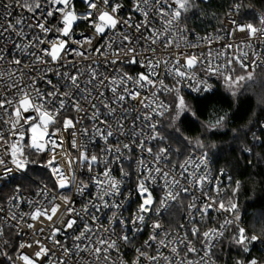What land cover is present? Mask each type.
Segmentation results:
<instances>
[{
    "label": "snow or ice",
    "instance_id": "6c2138e0",
    "mask_svg": "<svg viewBox=\"0 0 264 264\" xmlns=\"http://www.w3.org/2000/svg\"><path fill=\"white\" fill-rule=\"evenodd\" d=\"M81 2L85 8L78 12L74 0H44L43 5L41 0H0V8L3 9L0 19L5 21L3 25H0V37L14 33L16 37L24 41L25 27L34 32L38 29L44 37L41 39L37 33L27 42L16 43L13 51H18L20 55H14L12 59L7 60V69L0 70V80H3L5 84L0 90V187L9 183L15 185L12 196L8 198L9 205L19 208L24 182H31L28 176L30 164L49 170L51 177L55 179V187L60 190L68 189L75 181L74 165H87L90 174L94 166L103 168L102 172L90 175L88 182L84 180L77 182L76 194H83L85 189H89L90 184L96 188V191L91 193V198L85 201L79 210L72 206L73 201L68 195L61 194L59 198L61 203H57L56 196L52 195L47 207H42L39 201L30 200L28 201L31 206L30 211L20 212L21 218L29 216L32 221L42 218L53 225L48 239L59 248L63 255L58 259L50 260L49 264H69L73 251L78 256L87 252L89 257L95 258V264H116L111 259V253L119 254L121 247L133 242L134 236L130 237L129 232L135 234L145 227L150 228L151 231L143 245L135 249L136 256L131 264H141V260L144 264H216L211 259L213 249L218 242H223L228 231H231L228 238L229 245L235 246L238 250V258H234L233 264H264V260L252 256L251 253V248L256 244L264 245V185L257 187L254 183L251 186V195L247 198L253 220H258L260 223L259 228L254 223L251 231L241 226V211L237 199L245 181L236 179L233 184L232 177L229 175L231 196L226 202L221 199L218 205L215 198H209L207 193H203V196L206 201L211 202L205 203L202 207H198L193 198V201L187 205L189 214L204 217L210 209L229 214L218 227H211L203 232L194 223L192 224L191 236L198 239L199 249L187 235L179 240L169 239V233L163 232L159 219H154L150 225L148 224L150 216L161 217L181 198L182 193L188 194L192 184L202 185L208 179L207 173L199 176V179H194L199 173L190 172L189 167L194 166V169H200L203 166L207 169L210 149L217 147L207 143L201 136L191 139L184 135L185 130L181 126L184 118L189 114L194 118L196 113L180 94L181 89L188 86L193 92L212 94L215 89L209 80L215 76L222 82L225 92L235 102V106L231 113H215L214 119L202 124L209 134L215 135L219 130L225 129L230 115H235V108H238L243 100L255 97L256 103L264 106V79L257 78V69L264 67V58L258 56L255 51L252 52L251 58L247 52H243L231 58L226 56L224 64L217 63L214 66L209 54L203 80L196 77L195 68L197 65L205 64V60L198 59L195 55L184 56L182 60L181 56L177 55L171 58L170 65L169 59L165 58L163 64L168 75L173 78V84L168 86L163 79H157L160 75L158 69L161 60L147 58V53L151 51L155 56L156 48L152 46L157 45L158 42L166 49L173 44L177 49L180 48V42L184 41V33L188 31L187 25L181 24V19L186 18V14L197 7L195 0H132V11L139 13L142 17L138 23L133 22L131 15L121 18L119 12L123 6L114 0H81ZM13 7L21 9L22 12L32 13V21L25 25L23 15L13 21L11 19ZM243 7L245 6L242 3L232 4L229 15L233 10L240 13ZM38 10L42 18L36 15ZM150 18H158L162 24V30L151 27L152 19ZM50 19L55 20V23L50 25L48 23ZM78 22H83L93 35L74 39L73 32ZM231 23L235 30L245 33L249 40L264 37V12L258 15V23H237L235 18L231 20ZM120 26H124L126 31L117 32L116 29ZM133 29L137 34L142 30L151 34L143 36L146 46L142 52H137L134 44V40L139 37L134 38L129 34ZM106 32H111L113 35L105 36ZM98 37L104 40L102 47L94 44ZM117 37L119 45L116 44ZM225 47L231 48V45H225ZM93 52L97 57H103L105 64L110 63L115 66L121 61L128 64L139 63L144 70L130 75L113 67V71L120 73L117 78L111 73L105 75L99 71L98 65L101 63L99 59H91V63L86 68L83 67L82 62L89 60ZM69 56L75 59H69ZM29 57L28 64H23L24 59ZM5 60L6 56L0 53V61ZM234 65L239 66L240 74H237ZM33 72L36 74L32 75ZM47 72L55 75L57 83L54 84L47 78ZM190 81L194 82V86L189 83ZM39 82H43L46 87L40 88ZM129 83L133 85L131 88L128 87ZM61 87L65 89L63 92L60 90ZM256 88L261 90L257 92ZM105 90L111 92L110 99L104 98ZM142 90H147L149 95L141 96ZM159 93L174 94V102L165 103L160 99ZM97 98L100 99V107L95 102ZM81 100L88 102L92 110L89 119L93 121V124L91 137L87 128H80L79 133L83 139L94 140L98 137L104 142L99 155L90 154L83 142L77 143L75 125L69 117L65 116L62 127L58 126L59 114L67 108L70 107L77 113L85 110ZM127 100L136 101L140 105V110L143 112L142 124L139 129H136L134 121L130 142H120L114 146L109 143L113 135H128L124 123L127 113L126 110H121ZM101 107L104 110L105 119H100ZM108 118H112L111 121ZM164 118L167 120L166 126ZM136 120H141V116L137 115ZM258 126L264 130V123ZM244 127L247 126L232 128L231 138L240 139L241 132L247 137L248 132L252 130L247 128V131H244ZM70 128L73 129L71 147L77 151L78 156L67 158V171H65L56 162V157L59 154L57 149H63L65 142L63 133ZM185 141L187 146L194 145L201 152L197 160L193 162L189 158L180 162L178 174L175 172V167L167 170L162 168L161 161L167 163L170 159L172 144L184 146ZM257 142L264 147V139L253 134L252 143L240 146V152L251 156ZM152 143L158 145L155 153L152 146H145ZM133 146L141 153L146 152L152 160L145 161L141 158L137 161L134 187L129 196H125V200L135 194L139 203L129 217L122 218L118 217V210L122 207L123 201L117 203L114 199L122 194V180L112 176V165L120 161L124 150H129ZM179 150V148L176 149L177 152ZM217 151H220L218 147ZM48 153L51 154L47 155V159H43V155ZM33 156L36 158L34 159ZM224 165L232 166L233 160L225 159ZM251 165L252 160L249 159L248 166ZM235 167L236 169L240 167L238 159L235 160ZM220 173L225 174L224 167L220 168ZM130 175V172L125 171L123 167L120 169L121 178H130ZM185 178L189 181L188 185L181 182ZM216 178L219 179V177ZM157 189L160 191L158 197L154 195ZM215 190L223 191L219 188ZM41 193L45 196L49 195L46 189L38 190L37 194ZM110 197L113 199L109 200ZM62 205L64 212L60 217L59 227H56L54 218ZM12 207L9 209L10 214L7 220L16 221L19 224L16 211H13ZM104 209L111 210L112 214L108 217L110 227L102 228L98 223L100 217L97 213ZM115 223L119 224V231L116 230ZM80 224L83 227L71 236L72 248L55 239L58 233L65 230H72L75 233ZM93 225H96L95 229ZM26 226L29 229L33 228L31 223ZM180 227L186 226L180 225ZM0 234H2V228H0ZM158 236L161 238L157 239ZM153 242L156 243L155 254L150 251ZM5 244L7 245V241ZM82 244L83 247H81ZM25 248L36 250L29 255L23 251ZM162 249H168V254H165ZM181 251H184L183 256ZM201 252L203 255H200ZM16 253V257L13 258L7 251L0 249V256L5 257L10 264H42L41 258L49 257L51 250L37 239L32 243H20ZM189 254L198 259L189 258ZM81 264H93V262L81 261ZM120 264H124V261L121 260Z\"/></svg>",
    "mask_w": 264,
    "mask_h": 264
},
{
    "label": "built area",
    "instance_id": "2783aa9c",
    "mask_svg": "<svg viewBox=\"0 0 264 264\" xmlns=\"http://www.w3.org/2000/svg\"><path fill=\"white\" fill-rule=\"evenodd\" d=\"M114 2H118L122 4V8L120 9L119 16L121 18H127L129 15L132 16L133 22L138 23L142 19L141 15L139 13L132 11V0H114ZM76 10L78 12H81L84 10L85 6L81 2V0H74ZM234 3H242L245 7H243L240 11V13L235 12L234 10L231 12V15H229V9L232 4ZM41 4H44V0H41ZM246 9H250L251 12H247ZM264 12L262 9L254 8L251 4L250 0H235L232 2L227 9L222 14L219 25L215 29H209L206 31H199L198 29L194 28L193 26L189 25L185 21L181 19V24H186L188 31L184 33V41L180 42V48L177 49L175 44L170 46L169 48H164L159 42L157 45H153L152 47L156 48L155 56L152 55L151 51L147 53V58L151 59H160L161 64L158 69L160 75L157 77V79H163L164 83L168 86H171L173 84V78L168 75L165 66L163 64V59L167 58L169 59V63L171 65V58L180 55L181 59L183 60L184 56H192L195 55L198 59L205 60V64L203 65H197L195 68V75L198 79L203 80L205 78V72L204 69L207 67V61L209 59V54H211L212 63L215 66V64H224L225 63V57L228 58L235 57L238 55H241L243 52H247L249 58H251V54L253 51L257 53L258 56L264 58V37H256L251 40H249L245 33L240 32L238 30L234 29V26L231 23V20L235 18L237 20V23H258V15L260 13ZM3 14V9L0 8V15ZM21 15L24 17V23L25 25L32 21L33 14L28 13L27 11H23L19 8L13 7L12 9V20L19 18ZM37 16H41V12L38 10L36 13ZM256 18V19H254ZM152 19L151 27L162 30V24L159 21L158 18H150ZM5 21L3 19H0V25H3ZM50 25L51 23H55V20L50 19L48 22ZM117 32H124L126 29L124 26H120L116 29ZM24 32L26 33V39L24 41H21L20 38L16 37L14 33L11 34H5L4 37H0V53H3L6 56L5 61H0V70H6L7 69V60L12 59V57L19 56L20 53L18 51H13L14 45L16 43H24L27 42V40L32 39L33 35L39 33V30H35V32L31 29H28L27 27L24 28ZM134 38L139 37L138 39L134 40V44L136 47L137 52H142L146 46V41L143 39V36L145 35H151L149 32L141 31V33L137 34L135 30L133 29L130 33ZM41 39H43V34L39 33ZM93 33L90 29L87 28V26L83 22H78L74 28L73 32V38L74 39H83V36H92ZM105 36H111L113 35L111 32H106L104 34ZM207 37V39H205ZM219 37V39H217ZM163 39V38H161ZM210 41V42H209ZM104 43V40L102 37L96 38L94 41L95 46L102 47ZM116 44L119 45V38H116ZM225 45H231V48H226ZM249 45H251L249 47ZM71 47H76V45H71ZM85 48H87V45H85ZM86 55H89V53H85ZM29 58L24 59L23 64H28ZM69 59H75L73 56H69ZM91 59H99L101 63L98 65L99 71L101 73H104L105 75L111 73V75L116 76L119 78L120 73H117L113 71V67L121 69L122 72H127L130 75H134L135 73L142 71L144 69L141 68L140 64H128L121 61L120 63H117L115 66L111 65L110 63L105 64L103 63V57H97L95 53L93 52L91 54V58L87 61L82 62L83 67H87L88 64L91 63ZM23 66V65H22ZM93 67H97V65H93ZM264 69V67H260ZM67 70V69H65ZM41 71H43L41 69ZM32 75H35L36 73H31ZM47 78L51 79L53 83H57V78L52 72H47ZM194 86V82L190 81ZM209 83L213 85V81L210 79ZM5 86L4 81L0 80V90L3 89ZM38 86L40 88H45L46 85L43 82H39ZM133 85L129 83L128 87L131 88ZM62 92L65 90L63 87L60 89ZM182 92L190 95V96H200L203 93H196L193 92L191 87L185 86L181 89ZM95 96V93L93 94ZM149 92L147 90L141 91V96H148ZM112 96L111 92L105 90V97L106 99H110ZM160 99L164 100L165 103H169V97L170 95H165L164 93H159ZM98 107H100V99L97 98L95 100ZM82 107L85 109L84 111H81L77 113L76 111L72 110L70 107L67 108V110L62 111L59 114V124L58 126L62 127V122L65 116L69 117L75 125V131L77 132V143L83 142L85 146L88 149V152L90 154H100L101 148L104 146V142L100 140L98 137L96 139H83L80 136L79 130L80 128H87L89 130V136L91 137L92 132V124L93 121L89 119V116L91 115V109L89 108L88 102H85L81 100ZM55 107V105H53ZM101 115L100 119H105L104 116V110L101 107ZM126 110V116L124 117V123L125 128L128 130L127 136H119L118 134L113 135V137L110 138L109 143L112 145H116L120 142H130L131 138V131L133 127V122L135 121V127L136 129H139L142 124V116L143 112L140 110V105L136 101L127 100L125 101L123 108L121 109ZM34 115V114H33ZM137 115L141 116V120L137 121L136 117ZM110 121L112 118H108ZM260 123H264V116L260 120ZM72 131L73 129H68L63 133L64 136V145L63 149H57V153H59L56 157V162L67 171L66 168V162L67 158L69 157H76L78 156V153L75 149L71 147V141H72ZM263 132L259 126L255 127V129L252 132L251 137L253 134H257L258 132ZM147 146L153 147V153L158 148V145L155 143L152 144H146ZM51 153L43 155V159H47V155H50ZM201 154L200 151H197L195 149H189L185 151L183 154H178L175 150V147L172 145V150L170 153V159L167 163L164 161H161V167L165 170L175 167V172L178 174L180 172L179 163L182 161H185L186 159H191L193 162L197 160L199 155ZM107 155V153H105ZM143 158L145 161H151L152 157L149 156L146 152L141 153V151L138 148H135L134 146L130 148L129 150L123 151V156L121 157L120 161L112 165V176L117 180H122L121 183V191L122 194L118 197H115L117 203L123 201L122 207L118 210V217L127 218L129 215L135 211L139 199L135 194H132L128 200H125V196H129L130 191L134 187V181H135V169L137 167V161L139 159ZM39 166V165H38ZM75 167V175L76 179L72 182L71 186L68 189H57L55 187V179L51 177L49 170L44 169L48 173L49 180L45 179H35L30 177V181L32 183L31 188L24 189L21 191L20 196V206L19 208H15L9 205L8 198L12 196V188L8 193L5 194L4 198L0 200V228H2V234H0V243H4L7 241L8 244V238L5 235V228H10L13 233H15L19 237V243H32L35 240L39 239L41 243H44L46 247H48L51 250V255L49 257L41 258L42 264H49L50 260L58 259L60 256H62V252L54 246L51 240L48 239V236L51 234L50 228L53 226L51 222L47 220L38 219L37 221H32L29 216H25L23 218L20 217V212L27 213L30 211L31 206L28 204V201H39L40 205L42 207H47L48 201L52 199V195L56 196V202L61 203L60 196L68 195L72 201V206L79 210L82 206V204L91 198V193L96 191V188L94 185L89 186V189H85L83 194H76V185L77 182L84 180L85 182H88L90 175H95L98 172H102V167H95L93 168V172L90 174L87 170V165L81 166L79 164L74 165ZM124 168L125 171L130 172V178L124 177L121 178L120 176V169ZM189 171H196L199 173L194 179H199V176L205 175L207 173L208 179L205 180V182L202 185H195L192 184L190 186V191L188 194H181V198L172 206L169 207V209L164 212V214L157 218L155 215L150 216L148 218V224L150 225L152 220L159 219L162 224V230L163 232L169 233V239L175 238L177 240L183 238L185 235H187L189 240L193 241V244L199 249L200 244L197 238H194L191 236V227L194 223L195 226L201 231H205L211 227H218L221 222L225 219V216H228L229 214L224 213L223 211H218L214 209H210L209 212L204 216H198L194 214H189L187 210V205L189 202L193 201V198H195L194 202L198 207H202L207 202H211L210 200L206 201L203 193H207L209 198H215L217 205L218 202L223 199L225 202L228 200V198L231 196L230 192V185H229V171L225 169V174L220 173V168L216 169L213 166L212 160L209 157V164L208 168L204 169L203 166L200 169H194V166L189 167ZM216 177H219L217 179ZM232 177V176H231ZM183 184L188 185L189 181L187 178L183 179L181 181ZM232 182L234 184L235 181ZM159 183V182H158ZM222 189L223 191L217 192L215 189ZM40 189H46L49 192V195L45 196L43 193L37 194L38 190ZM155 196L160 195L159 189L154 191ZM113 198H109L111 200ZM12 207L13 211H16L17 220L20 221L19 224L16 223V221H8L7 217L9 216V209ZM64 209L63 205L61 207V210L58 212L55 219V225L56 227H59V220L60 217L63 215ZM112 212L109 209H104L102 212L97 213V215L100 217L99 225L103 227H110L108 225V217L111 216ZM230 218V217H229ZM28 223L33 224V228L29 229L26 225ZM180 225H185V228H181ZM117 231H119V224H114ZM241 226L247 227L244 222L241 220ZM83 225L80 224L79 227L76 228V232H72V230H65L61 233H58L55 239L61 241V243L66 244L69 248H72L73 242L71 240V236L78 233L80 231V228H82ZM93 229L96 228V225L92 226ZM41 229H43V232H41ZM151 231L150 228L145 227L138 233H131L129 232V236H134L133 242L127 246H123L120 249L119 254L117 252L111 253V259L112 261H115L116 264H120V261L123 260L124 264H131V261L135 258L136 252L135 249L137 247H141L143 245L144 240L148 238L149 232ZM249 231H251L249 229ZM227 233V232H226ZM99 235V233H97ZM161 237L158 236L157 239H160ZM218 242L216 246L219 244ZM215 246V247H216ZM17 247V248H18ZM83 247V244L81 245ZM183 248V246H181ZM156 249V243H152V248L150 251L152 254H155ZM215 249V248H214ZM213 249V251H214ZM35 248H25L23 251L26 254H33ZM162 251L165 254H168V249H162ZM252 256L258 257L261 260H264V245L256 244L255 247L251 248ZM184 251H181V255L183 256ZM17 255L16 251L13 254V258H15ZM200 255H203L201 252ZM189 258L196 260L198 257L193 256L189 254ZM251 258V257H249ZM212 260L216 262V264H227L223 263L220 260H218L213 255L211 257ZM91 260L93 264H95V258L89 257L87 252L82 253L81 255H77L75 251H73L70 259L69 264H81V261L87 262ZM233 260L231 261V264H233ZM141 264H144L143 260H141Z\"/></svg>",
    "mask_w": 264,
    "mask_h": 264
},
{
    "label": "trees",
    "instance_id": "16d2710c",
    "mask_svg": "<svg viewBox=\"0 0 264 264\" xmlns=\"http://www.w3.org/2000/svg\"><path fill=\"white\" fill-rule=\"evenodd\" d=\"M235 0H195L197 5L189 13L186 14V18L182 17V20L198 29L199 31H206L209 29H215L219 25L220 18L227 7ZM254 8L264 10V0H250ZM247 12H251L250 9H246ZM237 74H240L241 70L238 65H234ZM257 78L264 79V69H257ZM214 83L215 91L212 94H202L200 96H190L181 91V95L189 102L190 108L196 113L193 118L189 114L182 122L184 128V135L191 139H195L197 136L205 138L207 143L217 145L220 151H217V147L210 149L209 157L212 160L213 166L218 169L224 167L229 171L233 181L240 179L245 181V185L240 190L238 196L239 207L241 211V220L244 224L252 230V225L255 223L256 227H260L258 220H253L251 216V208H249L248 197L251 195V186L255 183L257 187L264 185V147L257 142L253 148L251 156L246 153L240 152V146L243 144L252 143V132L255 127L258 126L260 120L264 116V110L256 103L255 97L247 100H243L238 108H235V115H230L229 120L225 126V129L219 130L215 135H211L204 131L202 124L208 123L214 119L215 113L229 112L234 109L235 102L225 92L222 86V82L215 76L211 78ZM261 89L256 88L259 92ZM170 104L174 102V94L169 97ZM167 120L164 118V124L166 126ZM243 126L244 131L247 128H251L252 131L248 132L247 137L241 132L240 139L233 140L232 128H240ZM221 133H224L221 135ZM264 139V133L258 132L255 134ZM175 150L179 148L178 154H183L189 149L197 150L194 145L187 146V142H184V146L173 143ZM199 151V150H197ZM35 159L36 157L33 156ZM232 159V166H225L224 160ZM240 161V167L236 169L235 160ZM252 160V165L248 166V160ZM214 161V162H213ZM28 175L32 178L49 180L48 173L41 167L35 164L28 166ZM32 183L29 181L24 182V189L31 188ZM14 184L9 183L6 186L0 187V200H2L6 193H8ZM247 209V211H245ZM234 227V226H233ZM5 235L8 238V244L0 243V249H3L13 256L19 243V237L13 233L10 228H5ZM231 235V231H228L223 239L222 243H219L214 249V256L223 263L231 264L233 258H238V250L235 246H230L228 238ZM0 264H10V262L3 256H0Z\"/></svg>",
    "mask_w": 264,
    "mask_h": 264
},
{
    "label": "rangeland",
    "instance_id": "374dc122",
    "mask_svg": "<svg viewBox=\"0 0 264 264\" xmlns=\"http://www.w3.org/2000/svg\"><path fill=\"white\" fill-rule=\"evenodd\" d=\"M186 102H187V101H186ZM187 103H188V105H189V102H187ZM189 106H190V105H189ZM204 131H205V132H208L207 129H205V128H204Z\"/></svg>",
    "mask_w": 264,
    "mask_h": 264
}]
</instances>
